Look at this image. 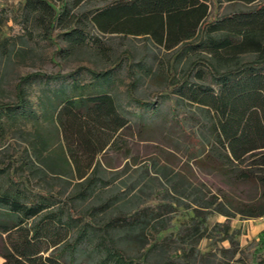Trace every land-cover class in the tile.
<instances>
[{
  "label": "trees",
  "instance_id": "16d2710c",
  "mask_svg": "<svg viewBox=\"0 0 264 264\" xmlns=\"http://www.w3.org/2000/svg\"><path fill=\"white\" fill-rule=\"evenodd\" d=\"M81 1L75 0L73 5ZM95 1L106 5L76 18L64 0L57 10L45 0H25L18 14L19 34L30 38L31 31L37 29L41 38L52 44L53 31L62 29L67 45L65 58L86 47L107 59L110 48L103 39L111 35L142 37L163 51L177 50L189 61L182 75L170 84L176 98L175 106L170 107L174 118L170 129H178L185 137L178 145L180 151L192 166L206 174H217L230 186L264 189V0ZM237 5L244 9H234ZM10 13L8 8L1 9L0 23ZM89 28H95L103 38L91 34ZM8 44L7 40L0 43L2 55L6 56ZM64 52L59 50L57 54ZM242 56L252 59L242 61ZM123 59L117 58L120 64L114 67H121ZM85 71L99 91L83 95L84 86L73 87L74 94L63 88L55 90L43 118L46 129L57 128L61 134L64 150L53 153L64 155L61 161L79 182L80 190L63 200L55 194L33 192L12 178L0 185V264H90L88 259L80 260L78 248L95 239L100 264H159L147 258L155 250L166 259L163 264H189L176 259H195L192 245L206 237L204 224L213 212L226 220L212 228L210 238L223 233L227 239L235 215L249 220L264 217V196L244 202L227 190L205 193L202 184L195 186L185 176L170 175L162 168L159 173L166 183L159 195L171 191L178 197L177 203L185 199L194 213L190 222L179 228L178 236L161 237L172 227L167 216L173 204L167 201L139 204L97 227L82 225L83 215L76 214L75 201L94 197L102 182L97 177L100 156L110 151L132 124L122 116L111 94L113 69ZM73 75L36 72L21 76L14 86L15 101L0 104V119L17 112L24 117L28 103L24 84L36 78L50 82ZM127 90L130 100L139 107L155 108V101L147 103L133 97L132 83ZM53 140V134L45 138L41 148L49 151ZM35 157L46 169L52 168L45 164L41 152ZM254 242L249 264L261 261L264 231ZM145 245L149 248L141 256L128 252L127 247L141 249Z\"/></svg>",
  "mask_w": 264,
  "mask_h": 264
},
{
  "label": "rangeland",
  "instance_id": "374dc122",
  "mask_svg": "<svg viewBox=\"0 0 264 264\" xmlns=\"http://www.w3.org/2000/svg\"><path fill=\"white\" fill-rule=\"evenodd\" d=\"M25 0H0V10L8 8L10 16L2 17L0 23V43L8 41V52H0V104L15 101L14 86L21 76L40 72L47 76L59 73L66 75L74 73L73 77L65 80L46 82L43 78H36L23 85L27 93L28 103L25 115L21 112L10 116L2 115L0 122L3 132H0V185H6L10 179L27 185L36 193H51L67 199L80 189L78 181L74 180L70 169L62 163L63 154L53 151L64 150L61 134L57 128L46 129L43 120L45 110H49V103L53 98V91L63 88L68 94H74L73 87L84 86L83 95L94 94L99 91L94 80L85 69L104 72L113 69L114 85L111 94L114 97L120 113L131 121V127L123 131L116 145L99 158L100 167L97 177L102 182L98 184L92 199L75 201L76 214L83 215L82 225L97 227L111 218L130 212L139 204L167 201L172 203L168 218L172 227L161 234V237L178 236V230L183 224L189 223L194 213L185 199L177 203L178 198L171 191L166 195H159L165 179L159 173L165 168L170 175L185 176L189 183L195 186L202 184L204 192L217 193L227 190L238 201L250 202L264 196V189L250 186H230L217 174H206L192 166L186 160L179 146L185 137L173 126L174 118L170 114V107L175 106V96L170 91V84L174 78H179L182 71L189 64L188 58H182L177 50L166 52L154 46L142 37L107 36L103 39L110 48L108 58L97 55L95 50L86 47L78 48L65 58L66 44L62 38L63 30L53 31V43L48 44L41 38L40 31H31V37L23 38L18 31L19 12ZM57 10L61 0H45ZM71 15L77 18L87 15L91 11L104 7L106 4L95 0H83L76 6L75 0H64ZM223 5L219 14L224 11ZM234 9L243 10L242 5ZM89 32L97 37L103 36L95 29ZM63 54H57L58 51ZM117 58H124L122 66ZM242 61H249L252 56H242ZM120 64V63H119ZM131 75V76H130ZM206 85L209 81H204ZM133 84V97L147 103L155 101V108L139 107L133 103L128 95L127 86ZM105 89V87H103ZM78 94V90H75ZM14 118V119H11ZM142 122V123H141ZM43 126L42 128H40ZM54 135L49 151L41 148L45 138ZM45 151V152H44ZM38 152L42 154L45 164L50 170L42 166L36 159ZM32 162V163H30ZM166 198V200H164ZM103 206V207H102ZM101 207V209H97ZM93 209L97 211L94 213ZM94 213L93 219L91 214ZM88 214V215H87ZM264 218V217H261ZM244 219L235 215L231 219V229L227 239L223 233H215L210 238V231L217 224L225 222L226 218L213 212L204 226L207 228L206 237L193 244L195 259L191 257L176 259L177 262L189 264H249V255L254 251L252 246L261 231H264V220ZM147 238L150 240L151 235ZM97 239L93 243L80 248V260L88 259L90 264H100V254L95 248ZM133 256H141L148 250V245L141 249L135 246L127 247ZM213 256H208L212 252ZM264 264V250L260 251ZM148 260L163 264L165 258L158 251L150 252ZM2 259L0 258V263Z\"/></svg>",
  "mask_w": 264,
  "mask_h": 264
},
{
  "label": "built area",
  "instance_id": "2783aa9c",
  "mask_svg": "<svg viewBox=\"0 0 264 264\" xmlns=\"http://www.w3.org/2000/svg\"><path fill=\"white\" fill-rule=\"evenodd\" d=\"M262 220H264V218H261Z\"/></svg>",
  "mask_w": 264,
  "mask_h": 264
},
{
  "label": "crops",
  "instance_id": "0c3cea01",
  "mask_svg": "<svg viewBox=\"0 0 264 264\" xmlns=\"http://www.w3.org/2000/svg\"><path fill=\"white\" fill-rule=\"evenodd\" d=\"M262 229H264V228H262Z\"/></svg>",
  "mask_w": 264,
  "mask_h": 264
}]
</instances>
